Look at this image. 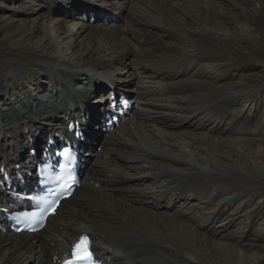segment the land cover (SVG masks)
I'll return each instance as SVG.
<instances>
[{
    "label": "bare ground",
    "instance_id": "6f19581e",
    "mask_svg": "<svg viewBox=\"0 0 264 264\" xmlns=\"http://www.w3.org/2000/svg\"><path fill=\"white\" fill-rule=\"evenodd\" d=\"M33 1L19 0L21 3L16 7L0 6V13L10 15L9 19L0 17V185H3L0 187V209L10 208L14 202V191L24 192L32 181L28 174L33 171L34 162L48 153L46 149L52 150L50 141L59 144L78 135L82 143L79 148L85 151H94V142L99 141L104 150L101 157L105 155L108 161L92 164L96 155L83 154V158L88 157L90 162L81 187L75 193L76 197L74 195L64 204L60 218L50 219L46 231L34 236L0 233V264H55V258L66 252L67 244L83 234L91 235L93 240H102L108 247L114 245L117 250L122 249L120 257L116 251L109 253L107 248L94 245L96 252L112 264H261L252 260L241 243L222 238L223 242L216 244L212 238L222 228V220L227 221V225L234 222L242 225V214L252 218L251 223L264 219V176L253 169L247 170L246 162L249 156L264 154V142L257 144L253 151L250 144L260 140L237 139L228 146L223 147L220 143L212 146L211 138H198L194 133L199 130L209 134L222 132L221 123L227 109L236 102L243 107L254 104L258 92L264 88V80L230 87L204 83L207 91L202 98H196L199 106L191 111V116L199 110L204 113L205 117L200 120L186 116L187 109L182 106L184 101L176 95L184 91L169 89L175 86L174 79L185 74L178 70H185L186 64L192 63L193 59L206 58L204 55L207 53L210 55L206 59L213 63L216 61V65L222 61L227 67H242L244 61H257L264 65V0H246L248 7L254 10L252 15L259 18L260 28L259 42L247 54L238 50L234 38L186 30V26L193 22L198 26L209 23L191 20L188 12H184L185 7L180 3L190 0H138L151 4L156 12L151 15L140 12L141 8L133 12L131 0H125L124 10L129 14L127 25L115 24L122 18L115 19L112 0H96L94 9L81 0H68V8H62L56 0H45L46 4H54L46 9L47 12L43 5ZM97 2L105 4L103 12L107 11V6L110 7L108 11L113 12L105 15L98 10ZM69 11L73 14L83 11L78 14V20H85L89 15L90 24L77 23L75 33L67 30L65 19L74 16ZM182 17L188 19L183 21ZM47 23L52 25L48 30L45 29ZM165 23L178 24L179 29H175L179 32L163 27ZM159 27L172 40L169 44L154 33ZM131 38L145 45L144 57L140 58L142 61H148V57L159 53L163 46L174 54L151 66L144 62L137 64L140 66L139 74L154 72L162 81L171 83L153 92H136L135 99L142 101L148 98L158 102L163 100L164 94L175 95L176 104H153L157 110L155 117L146 113L141 118L156 120L177 134H170L169 140V135L163 133L158 139L157 133L147 130L148 126L139 119L135 123L134 120L124 123L122 130L134 139L139 135L140 140L145 130L149 140H161L162 146L170 144L174 138L187 141L192 146L200 142L207 151L213 147L215 152L221 153V159L235 155L238 147L243 152L244 169L230 170L224 167L226 165L201 159L204 169L200 170L183 155L172 156L163 148H144L137 140L129 144L115 131H106L108 117L112 120L114 112L111 105L121 109L124 103L129 106L134 101L131 100L133 97H127L134 93L137 75L132 72L134 68L130 64L133 57ZM181 42L193 51L188 53L189 50L181 47ZM83 43H87L88 48L81 49ZM77 49L83 52L74 58L75 63L71 65L67 61V52L75 53ZM99 54H105L110 60H105V63L97 59ZM61 55H64L61 64H69L74 70L55 69ZM49 64L52 65L48 68H53V71L47 69ZM89 72L107 75L102 79V74H99L100 78L98 74L90 77ZM19 73L24 75V79ZM10 78L13 83L8 85ZM66 85L68 99L60 95V89ZM190 87L196 85L190 84L185 90L189 91ZM35 102L38 104L34 108ZM13 109L19 112L14 114ZM246 129V125L235 124L229 130L244 133ZM133 152H138L140 157L134 156ZM145 159L146 163H151V175L146 174L141 165ZM138 169L143 170L142 175L125 177L126 172ZM164 177L172 179L163 183ZM149 183L156 188L149 187ZM139 184L142 188H138ZM170 185L177 186V189H167ZM211 187L215 188L214 191ZM240 200L245 203L240 204ZM255 200L258 203L255 204ZM195 201L191 207L192 214L187 215L184 212L186 204ZM172 206L181 207L180 213H169ZM200 209L203 212L198 216ZM138 242L143 244L137 245ZM259 249L264 253V247Z\"/></svg>",
    "mask_w": 264,
    "mask_h": 264
},
{
    "label": "rangeland",
    "instance_id": "374dc122",
    "mask_svg": "<svg viewBox=\"0 0 264 264\" xmlns=\"http://www.w3.org/2000/svg\"><path fill=\"white\" fill-rule=\"evenodd\" d=\"M58 2L59 5L62 4V8H68V4L70 1L68 0H56ZM96 0H81V2H86L88 5V7L90 9H94V3ZM115 3V6H113V8L115 9V19L117 18H122L120 19L118 22H116V25H127L128 24V20H127V13L125 9V5L124 2L125 0H112ZM19 2V0H0V6H18V4H20L21 2ZM37 2V3H36ZM33 3L36 4H40L43 5L45 8V11L47 12L48 7H50L52 4L51 2L49 3H45V0H35L33 1ZM99 4V9L100 11H102V13H104L105 15L112 13L113 11H108L110 9L109 6L106 7V12H103L104 8H105V4L104 3H100L97 2ZM246 0H190L187 3L183 4L180 3L181 5H184L185 7V11L184 12H188V15L190 16L191 20L194 21H199L200 23H202V21L206 20V22H209L208 24H203V25H196L194 22L191 24H188V26H186V30L188 31H192V32H205L207 34H211L214 37H225V38H234L236 39V44H237V48L238 50H240L241 52L243 51L244 54H247L251 51V49L253 48V45L258 44L259 42V25H258V21L259 18L252 15L254 10L251 7H248V5L246 4ZM93 4V5H92ZM131 4L133 5V9L132 11H138L140 8L142 9L140 12H142L143 14L146 13V15H148L150 13H156L154 10H152L151 4H146V3H142L141 1L138 0H131ZM32 5V4H31ZM54 5V4H53ZM52 5V6H53ZM131 5V6H132ZM33 6V5H32ZM131 9V8H129ZM113 10V9H112ZM83 11H78L76 14L72 11H69L70 15L73 14L76 18H70L67 17L65 19V26L67 27V30L72 31L73 33L76 32V30L78 29V27L76 26V24L78 23L79 25L82 24H86L89 25V15H87V17H85V20H78L80 19V17L78 16L82 14ZM117 12V13H116ZM201 12H204V14H201ZM148 13V14H147ZM178 13V12H177ZM182 14L179 12V16H181ZM10 15H8L7 13H5V15H3L2 13H0V17H8V19ZM125 16V17H124ZM92 18V16H91ZM97 18V17H96ZM183 18V19H182ZM180 19H182L183 21L188 19L186 17H182ZM200 19H203L200 21ZM73 20V21H72ZM190 20V22H192ZM69 21V22H66ZM71 21V22H70ZM122 21V22H121ZM113 22V21H111ZM189 22V23H190ZM118 23V24H117ZM18 24V23H17ZM96 24H100V23H96ZM165 23V25H163V27L166 28H170L174 29L175 32H179L178 30H176L177 28L179 29V27L177 26L178 24H167ZM92 25H95L94 23H92ZM47 26V27H45ZM45 29L48 30L52 27V25L50 23H47L45 25ZM176 28V29H175ZM157 30H154V33H157L161 39H163V41H165L166 44H169L172 40L165 35L164 31L162 30L161 27L156 28ZM181 29V27H180ZM5 33H3V37H5ZM185 37V35H183ZM131 49H133V53H131L133 55L132 60L130 62V64L133 66V73H136V77H135V86H134V93H132V95L127 97H133L131 100L133 103L129 104L132 105V108L134 111L132 116L128 117L127 122L129 124V120H134V123L137 121L136 119H139V122H141L143 125L148 126L149 131L153 132V133H157L158 139L159 136H161V134L166 133L169 135V140L171 139L170 134H177L174 133L172 130L165 128L166 126L157 122L156 120H149L146 121L145 119L142 120V116L146 113H150L151 115H155L157 114V110H155V108L152 106L153 104L156 105H174L176 104V99L174 97H176L173 94H164L163 100H160L158 102H156V100H150L148 98L143 99L142 101H138L137 99H135V93L136 92H149V91H156L157 89H164L165 87H167L168 82L169 81H162L161 79H159V76H156L155 74H153L154 72H152V74H144L142 75L141 73L139 74V70H140V66L137 65L139 63L144 62V64L146 66H151L153 64H156L157 62H159L161 59H167L172 57V52L168 51L167 48H164L163 46V50H160L159 53H153L152 55H150L148 57V61H142L140 58H143L144 53L143 50H146V48L144 47L145 45H142L140 43H138L134 38H131ZM178 43V42H177ZM164 44V43H163ZM179 45V44H178ZM81 49H86L88 48V44L83 43V45H81ZM181 47L183 49H185L188 53L193 51L187 44H184L181 42ZM147 50H150V47L147 46ZM191 50V51H190ZM83 51L77 49V51L75 53H72L71 51L67 52V61H69V63L72 65V63L74 61L75 57H78L80 55V53H82ZM139 52V53H138ZM169 53V54H168ZM75 55V56H73ZM210 54H205L204 57H208ZM139 56V57H138ZM63 57L64 55H61L59 57V62H57L54 67L55 69L58 70V67L60 69H64L66 71L68 70H74L72 67L69 66V64L67 65H62L61 61H63ZM106 58V59H105ZM206 58H200V59H193L192 63H188L186 64V68L183 71H179V73L181 72H185V74H183L182 76H180L179 78L174 79V83L175 86L171 87L169 90H181L184 91L181 94H176L178 95L177 97H179L180 99H182L184 101V103L182 104L184 109H187L185 113H187L186 116L188 117H192V118H197V120H200V118L205 117L204 113H201V111H197V114H195V116H191L193 114V112H191L194 107L199 106V104H197L196 102V98H202L204 95V92L207 91L205 89L203 85L204 83L210 84H216V85H220V86H226V87H230V86H234L235 85H246L249 81L252 83L254 81L259 80H264V65L262 63H258L257 61H248V62H243L242 67L241 66H237V67H227L224 63V61H222L220 64L216 65V61L215 63H213L210 60H207ZM97 59L99 60H103V62L106 63L105 60H110L109 57H106L105 54H99L97 55ZM153 60V62L151 61ZM76 61V60H75ZM52 64L46 65L47 69L50 71H53V68H48L50 67ZM45 66V65H44ZM17 67V66H16ZM19 68V67H17ZM23 69H25V67H23ZM54 69V70H55ZM108 71V70H107ZM107 71H103V72H107ZM103 72H89V76L93 77V75H97L98 78H100L99 74L101 75V78H105L104 76L107 75ZM121 72V71H120ZM109 73V72H107ZM23 74L25 75V72H23ZM22 73H19V75H23ZM125 74V73H124ZM23 75V76H24ZM109 75V74H108ZM22 76V78L24 79V77ZM51 76V74H50ZM111 76V74L109 75ZM115 76V75H112ZM143 76V77H142ZM13 78V77H12ZM12 78H10L8 85L13 83L12 82ZM171 83V82H169ZM196 85V87L191 88L189 91H186L185 89H187V86L190 84ZM66 87L63 89H60V95L64 96V98H66L68 96V94L65 92L66 91ZM129 88H131L130 86H128ZM128 87L127 90L129 89ZM193 87V86H192ZM168 90V89H167ZM173 90V91H174ZM202 91V93H200ZM11 93V92H10ZM33 93V91H32ZM167 93V92H166ZM7 94V93H6ZM197 94L199 96H197ZM36 94L33 93V96H35ZM8 97V94L6 95ZM176 97V98H177ZM68 99V97H67ZM121 100L123 101L124 98L121 97ZM147 101L148 103H151L149 105H147ZM136 102V104H134ZM143 102V103H142ZM255 103L252 104H248V106L243 107L241 105V103L236 102L235 104H232L231 107L229 109H227L225 115H224V119L221 123V130L222 132H214V133H208L205 130H199L196 131L197 137H208L211 138V144L213 146L216 144L222 145L224 146H228V143H233L235 142V140L237 139H251L252 140H260L259 141H252L253 143L250 144V149L253 151L256 148V145L259 143H262V141L264 142V88L261 89L256 98H255ZM142 103L140 105L137 106V104ZM38 103L35 102L34 103V108ZM118 105V104H117ZM1 106V105H0ZM137 106V107H136ZM119 107V106H118ZM1 108V107H0ZM138 109V110H136ZM15 110V111H14ZM250 111V112H249ZM16 112H19L18 109H13V113L17 114ZM12 113V112H11ZM141 114V115H140ZM157 116V115H156ZM155 117V116H154ZM149 122V123H148ZM127 124V125H128ZM235 124H239L240 126L242 125H246L248 127V129H246V131H244V133H234L232 131H230L229 129H231L232 127H235ZM128 128V127H126ZM123 128L120 127V129L115 130L116 134L119 135L122 139H126L128 140V143L130 144L131 141H135L137 140L142 147H156L158 149L163 148V150L168 154H171L172 156H176V157H180L183 155V157H185L186 159H189L193 166L197 169L203 170L204 166H202V162L200 161L201 159L206 161L207 160H211L212 162L222 166V165H226L224 166L227 169L230 170H234V169H244L246 166L243 164V161L241 160V157L243 155V152L236 147V153L235 155L232 156H225V159H221V153H217L215 152L214 148L211 147V150L207 151L202 144H200V142H198V145H188L187 141H183L180 139H176L174 138L172 141H170L169 143L164 144V146H162L161 140L156 141V140H149L148 136V132L147 131H143L144 137L142 136L141 140L139 139L140 136L136 135L135 139L129 137V135L127 134V132L125 130H122ZM169 130V131H168ZM125 133V134H124ZM104 137V135H103ZM162 137L164 138V135H162ZM195 138V137H193ZM188 140V139H187ZM232 141V142H231ZM224 143V144H222ZM154 144V145H153ZM233 145H231L232 147ZM102 152L101 149L98 150L97 154H100ZM92 154H95V150ZM134 156L136 157H140V154L137 152H133ZM96 155V154H95ZM103 155V154H102ZM100 154V158L102 156ZM240 156V158H238ZM98 157V158H99ZM102 158H107L105 155ZM199 159L198 160L196 159ZM221 162H218V161ZM108 159H106V161L104 160H99L97 159V157L95 156L94 159L92 160V164H96V162H107ZM145 162V163H144ZM144 162H141V165L144 166L143 168L146 170V174L151 175L153 172L150 170L151 163H146L147 160L145 159ZM247 170H254L255 173L259 174V175H263L264 176V154H262L260 157H257L256 155L253 156H249L247 158ZM183 169V168H182ZM143 170H139L136 171L134 170L133 172H126L127 174H125V177H132V176H138L142 173ZM183 171V170H182ZM185 172V171H183ZM182 172V173H183ZM144 173V174H145ZM142 175V174H141ZM172 177H164L162 179L163 183H168L169 180H171ZM3 185H0V187H2ZM149 187H153V189L156 188V186L152 185V183H149ZM213 187V186H212ZM211 187V190L214 191V189ZM138 188H142L140 187V184L138 186ZM144 188V187H143ZM167 189H177V186L174 185H170L169 188ZM218 190V188H217ZM214 197H212L211 199H213ZM252 201V200H251ZM240 204L245 203V201H238ZM255 204L258 203L257 200L253 201ZM216 203V201H215ZM215 203L213 204V206L215 205ZM194 204H196L195 202H192L190 205L186 204V208L187 210H184V212L187 215L192 214L193 208H191ZM199 204V203H198ZM201 206V205H200ZM199 206V207H200ZM181 207H177L174 208V206L171 207V209H169V213L171 214H179L181 211L180 209ZM215 208V207H214ZM199 210V209H198ZM203 210L200 209V212L198 213V216L200 215V213H202ZM210 213V212H207ZM243 216H241V222H243V224L241 225L238 222H234L233 224H229L227 225V221L222 220V222H224V224L221 226L222 228L220 229V231H218V236L215 235L213 236V241L216 244H220L223 242L222 238H227L229 239L231 242H236V243H241L242 247H244L243 249H245L246 253L252 258V260L254 261H259L261 262V264H264V253L259 249V247H264V219L262 218L260 221L258 222H252V218L245 216V214H242ZM264 216V214H262ZM221 221V219H219V222ZM240 222V221H239ZM82 227H85V224H82ZM81 226V224H80ZM218 227V226H217ZM57 234V233H56ZM222 240V241H221ZM102 242V240H99ZM97 242L99 244H101V242ZM225 241V240H224ZM143 242H138L137 245H142ZM108 247V246H107ZM117 252V251H116Z\"/></svg>",
    "mask_w": 264,
    "mask_h": 264
},
{
    "label": "snow or ice",
    "instance_id": "6c2138e0",
    "mask_svg": "<svg viewBox=\"0 0 264 264\" xmlns=\"http://www.w3.org/2000/svg\"><path fill=\"white\" fill-rule=\"evenodd\" d=\"M72 256L73 260L69 261L68 264H95V260L89 251V242L86 237L81 238V242L76 245Z\"/></svg>",
    "mask_w": 264,
    "mask_h": 264
}]
</instances>
